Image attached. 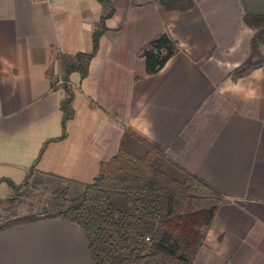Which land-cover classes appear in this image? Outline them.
Masks as SVG:
<instances>
[{"label": "crops", "instance_id": "1", "mask_svg": "<svg viewBox=\"0 0 264 264\" xmlns=\"http://www.w3.org/2000/svg\"><path fill=\"white\" fill-rule=\"evenodd\" d=\"M107 1L88 75L70 76L67 136L46 145L33 175L91 184L129 129L224 197L194 264H264V45L263 63L242 72L256 33L245 19L264 15V0L185 11ZM101 13L98 0H0V206L61 135L58 57L92 51ZM162 33L177 52L148 75L142 52ZM0 264L94 262L85 232L50 218L0 230Z\"/></svg>", "mask_w": 264, "mask_h": 264}, {"label": "trees", "instance_id": "2", "mask_svg": "<svg viewBox=\"0 0 264 264\" xmlns=\"http://www.w3.org/2000/svg\"><path fill=\"white\" fill-rule=\"evenodd\" d=\"M98 1L102 13L95 24L92 51L58 57L63 82L56 88L65 93L60 102L62 133L44 144L22 184L16 186L8 182L12 194L27 187L46 145L67 136L66 123L74 116L70 76L79 73L82 79L87 77L99 40L106 31L105 21L114 13L111 3ZM197 1L160 0L168 11L188 10ZM245 22L256 30L250 57L242 68L246 73L263 63L260 47L264 45V15H248ZM176 52L175 42L166 33L153 39L142 52L147 74L158 73ZM63 182L64 185L54 191L52 212L0 222V230L59 218L76 224L85 232L94 264H194L218 208L225 202L219 192L129 129L123 133L117 155L101 164L93 183ZM74 186L80 190L70 196ZM10 200V203L15 202V198Z\"/></svg>", "mask_w": 264, "mask_h": 264}, {"label": "rangeland", "instance_id": "3", "mask_svg": "<svg viewBox=\"0 0 264 264\" xmlns=\"http://www.w3.org/2000/svg\"><path fill=\"white\" fill-rule=\"evenodd\" d=\"M63 185V181L54 178L40 175L30 176L27 187H22L11 195V198H15V202L9 204L11 201V198H9L1 204L0 222L16 217L52 212L54 209V191L57 187ZM79 190L80 188L74 186L69 195L72 196Z\"/></svg>", "mask_w": 264, "mask_h": 264}, {"label": "built area", "instance_id": "4", "mask_svg": "<svg viewBox=\"0 0 264 264\" xmlns=\"http://www.w3.org/2000/svg\"><path fill=\"white\" fill-rule=\"evenodd\" d=\"M43 2H50V0H42ZM63 81L61 80V78L58 79V84H61ZM148 240V238H147Z\"/></svg>", "mask_w": 264, "mask_h": 264}]
</instances>
